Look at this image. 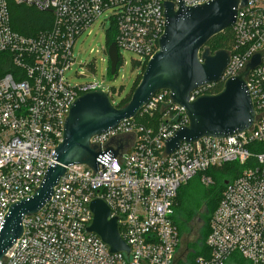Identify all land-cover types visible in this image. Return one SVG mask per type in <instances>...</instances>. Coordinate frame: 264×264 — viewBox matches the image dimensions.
<instances>
[{"label":"built area","instance_id":"1","mask_svg":"<svg viewBox=\"0 0 264 264\" xmlns=\"http://www.w3.org/2000/svg\"><path fill=\"white\" fill-rule=\"evenodd\" d=\"M10 1L0 0V230L9 207L31 197L54 162L74 101L101 92L114 106L111 89L94 80L71 86L65 78L76 40L104 16L109 41L95 52L106 56L108 74H116L123 52L138 57L141 71L158 51L165 4L176 10L179 3L195 7L213 0H12L51 15V27L32 36L13 31ZM230 30L233 44L221 81L192 91L189 102L217 95L211 94L216 85L222 90L258 56L245 78L254 109L251 127L224 139L181 143L167 155L165 142L189 121L168 92L155 93L135 119L90 139L103 154L98 170L67 167L45 206L24 217L22 236L0 264H264V0L240 7ZM111 44L118 58L113 75ZM88 69L94 71L93 65ZM231 163L241 170L223 181L202 254L192 262L179 259L173 207L180 188L198 175L204 186L215 185L204 174ZM94 199L117 218L128 255L111 254L87 232Z\"/></svg>","mask_w":264,"mask_h":264},{"label":"water","instance_id":"2","mask_svg":"<svg viewBox=\"0 0 264 264\" xmlns=\"http://www.w3.org/2000/svg\"><path fill=\"white\" fill-rule=\"evenodd\" d=\"M247 1L213 0L195 7L179 3L176 10L172 4H165L164 33L158 51L147 62L129 102L117 108L111 105L107 94L96 92L86 93L72 104L64 123L62 142L55 149L54 162L47 168L39 188L31 197L8 209L0 230V263L22 236L24 217L35 215L45 206L67 167L85 165L98 170L103 154L90 145V139L135 119L155 93L168 92L172 103L184 109L189 121L187 127L165 142L167 155L181 143L190 144L202 138L224 139L251 127L254 109L245 78L258 66V56L237 77L226 81L217 95L189 102L192 91L221 81L229 62L228 54L225 51L211 54L206 45L233 27L238 9ZM108 55L113 75L118 59L114 44L110 45ZM89 210L92 221L87 232L98 237L111 254L128 255L118 220L111 217L108 205L94 199Z\"/></svg>","mask_w":264,"mask_h":264},{"label":"rangeland","instance_id":"3","mask_svg":"<svg viewBox=\"0 0 264 264\" xmlns=\"http://www.w3.org/2000/svg\"><path fill=\"white\" fill-rule=\"evenodd\" d=\"M108 28L109 22L103 16L76 40L72 52L74 63L70 70L65 72V78L71 86L90 83L94 80L103 88L111 89L113 92L110 99L113 105L117 107L128 96L136 78L141 72L136 68L134 62L138 60V57L134 54L123 52L120 54L122 60L116 74L114 76L108 74L107 62L102 61L103 58L106 59V56L102 52H95L98 49L102 50L106 47L109 41L107 40ZM89 64L93 65L94 71L88 69ZM204 175L212 178L215 185L204 186L201 182L202 175H198L179 190L183 198L186 196V208L193 209L191 212L184 208L181 211H178L179 208L174 211L175 222L178 220V224L181 226L178 232H180L179 235L183 238L180 248L176 249L179 259L187 256L188 253L200 252V242L202 240H197L194 228L195 222L193 223L191 220L204 215L206 208L207 212L209 211L210 205L208 204V200L213 198L218 188L223 184V179L219 180L218 174L215 171H208ZM186 216H190V218L186 220ZM206 226L204 225L202 237L205 235Z\"/></svg>","mask_w":264,"mask_h":264},{"label":"trees","instance_id":"4","mask_svg":"<svg viewBox=\"0 0 264 264\" xmlns=\"http://www.w3.org/2000/svg\"><path fill=\"white\" fill-rule=\"evenodd\" d=\"M8 10H9L10 18H11V27L13 31L19 34H22L25 36H32L41 30H47L51 27L52 18L49 13H38L32 9H26L24 7L16 6L12 0L8 3ZM232 44H233V36L231 34V30H227L221 33L220 35L214 37L213 39H211L207 43L206 48L210 51L211 54H214L215 52H218V51L227 52L231 48ZM144 68L145 67L143 66L140 71L141 74L136 78L135 83L130 93L128 94V96L120 104L117 105V108H121L129 102L130 97L134 89L136 88L138 81L141 78ZM220 91H221V85H216V87L213 89L211 94H218ZM140 122L142 123L143 121H140ZM240 170L241 168L239 167L238 164L231 163V164H226L219 169H210L208 171H215L218 174V179L219 180L223 179L224 181V180H228L231 178H235L240 173ZM222 188H223V184L218 188L217 193L213 196V198L208 200L210 209L208 211L207 219H206L207 226H206L205 235H204L205 238L203 237L202 241L200 242L201 249L209 233V227H208L209 220H210L212 213L214 212V210L216 209L218 205L219 196H220L219 193ZM176 199L174 202L173 211L177 210L178 208H179L178 211H181V209L183 208L188 210L189 212L193 211V209L186 208L187 206L186 205L187 201H185L186 196L183 198V195H181V193L178 192ZM189 218L190 216H186L185 219L188 220ZM174 221H175V213H174ZM175 224H177V227H178L177 229L178 231H180L181 226H179L178 220L175 222ZM201 251L202 250L196 253H188L187 261L192 262L197 256L201 254Z\"/></svg>","mask_w":264,"mask_h":264},{"label":"flooded vegetation","instance_id":"5","mask_svg":"<svg viewBox=\"0 0 264 264\" xmlns=\"http://www.w3.org/2000/svg\"><path fill=\"white\" fill-rule=\"evenodd\" d=\"M207 214H208V212H207V208H206V210L204 211V215L195 217L191 220V222H193V223L195 222L194 228H195V234H197V240H202V238H203L202 235H203L204 225L207 224V222H206ZM192 231H193V229H192ZM182 241H183V238L180 235V246H181Z\"/></svg>","mask_w":264,"mask_h":264}]
</instances>
